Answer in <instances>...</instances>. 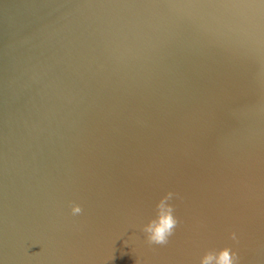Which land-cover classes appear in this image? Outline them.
<instances>
[{
	"label": "water",
	"instance_id": "1",
	"mask_svg": "<svg viewBox=\"0 0 264 264\" xmlns=\"http://www.w3.org/2000/svg\"><path fill=\"white\" fill-rule=\"evenodd\" d=\"M225 247L264 264V0H0V264Z\"/></svg>",
	"mask_w": 264,
	"mask_h": 264
},
{
	"label": "clouds",
	"instance_id": "2",
	"mask_svg": "<svg viewBox=\"0 0 264 264\" xmlns=\"http://www.w3.org/2000/svg\"><path fill=\"white\" fill-rule=\"evenodd\" d=\"M175 194L168 192L156 205V218L149 221L142 231L146 234V243L152 245H166L169 242V237L173 235L179 221L173 215L175 209L168 203ZM73 215H79L83 209L78 204H73L71 207ZM231 238L236 239L235 233ZM237 253L231 248L225 247L219 252L214 250L207 251L200 260V264H238ZM139 264V261L136 262Z\"/></svg>",
	"mask_w": 264,
	"mask_h": 264
}]
</instances>
